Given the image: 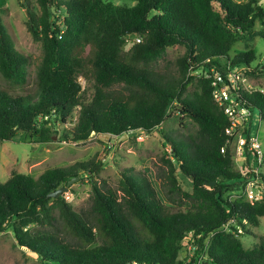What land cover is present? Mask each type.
I'll return each mask as SVG.
<instances>
[{
    "label": "trees",
    "instance_id": "obj_1",
    "mask_svg": "<svg viewBox=\"0 0 264 264\" xmlns=\"http://www.w3.org/2000/svg\"><path fill=\"white\" fill-rule=\"evenodd\" d=\"M17 1L43 56L35 87L15 92L28 81L29 57L14 47L0 19V76L6 82L0 84V142L20 135L47 143L57 133L55 122L65 125L76 110L72 127L58 139L75 143L92 133L151 132L173 111L197 129L194 135L164 133L173 154L156 173L165 201L148 175L132 167L120 171L117 189L110 187L99 178L102 162L93 158L48 168L37 177L14 172L0 181V233L10 228L17 244L41 264H186L182 252L189 232L209 264H264L262 237L244 249L241 233L221 229L230 218L257 227L264 201L231 195L241 174L226 143L229 120L212 99L210 78L191 75L217 70L225 61L250 67L251 50L232 57L230 51L236 42L264 38L260 0H132L131 6L36 0L39 12L32 0ZM128 35L139 41L123 51ZM175 44L185 52L177 59V73L167 76L154 65ZM259 70L264 72V62ZM79 77L92 83L90 99L81 96ZM233 91L264 122V93ZM176 167L191 180V191L180 187ZM75 176H84L92 189L88 207L79 210L64 193L48 196ZM260 179L264 189V174ZM243 232L256 236L250 227Z\"/></svg>",
    "mask_w": 264,
    "mask_h": 264
},
{
    "label": "rangeland",
    "instance_id": "obj_2",
    "mask_svg": "<svg viewBox=\"0 0 264 264\" xmlns=\"http://www.w3.org/2000/svg\"><path fill=\"white\" fill-rule=\"evenodd\" d=\"M116 5L134 4L132 0H106ZM247 1V0H241ZM32 6L39 12L36 0H32ZM215 9H219L214 4ZM59 15V16H58ZM57 16L61 19L62 12ZM0 19L5 25L14 47L29 57L28 81L21 87H14L15 92L31 91L34 87L36 67L42 59L43 50L40 42L35 41L26 27V13L17 0H0ZM59 21V20H58ZM256 30L261 26L256 23ZM135 35H128L123 44V51H127L135 40ZM251 50L254 60L250 67L247 66L248 82L251 88L264 93V72L259 69L264 62V38L257 35L249 42H236L233 44L231 57L240 52ZM185 47L175 44L167 47L165 52L155 63V68L167 76L177 73V59L182 57ZM82 84L81 96L90 99L93 88L92 83L79 77ZM0 84L4 87L6 82L0 76ZM194 88V82L187 86L190 91ZM253 90V91H254ZM77 110L66 121L65 125L55 122L56 134L51 141L37 144L33 140L18 135L15 139L0 142V181H5L12 173H25L37 177L48 168L68 166L78 161L95 159L102 162L103 166L99 172V178L117 189L120 179V171L124 167H132L135 171H142L150 178L162 199V191L156 173L166 168L165 160L173 161V154L169 144L164 138V133L175 132L184 135H194L197 124L189 118L184 117L177 111L171 112L170 116L156 129L151 132L133 131L126 137H115L109 135L91 134L86 141L70 143L58 137L64 130L72 127ZM251 121V132L258 137L260 146L264 150V122L259 120L257 110H253ZM66 127V128H65ZM21 132V131H20ZM236 169V166L234 167ZM264 174V162L261 165ZM176 178L180 187L185 191H191V180L176 167ZM92 194L91 185L81 176L69 185L64 192V197L75 210L88 207ZM253 234H242L240 237L244 249L254 247L259 237L264 240V216L260 217L259 225L251 227ZM183 254V252H182ZM180 253V255H182ZM0 264H41L37 255L24 246H19L14 239L12 230L8 228L0 233ZM198 264H209L201 260Z\"/></svg>",
    "mask_w": 264,
    "mask_h": 264
},
{
    "label": "built area",
    "instance_id": "obj_3",
    "mask_svg": "<svg viewBox=\"0 0 264 264\" xmlns=\"http://www.w3.org/2000/svg\"><path fill=\"white\" fill-rule=\"evenodd\" d=\"M260 2L264 5V0ZM135 40L139 41V38L136 37ZM247 72V66L243 63L231 65L230 61H225L217 70L213 66L209 70L192 71L191 75L198 77L204 75L210 78L212 99L229 120V125L225 128L226 143L232 145L234 165L241 174L235 189L230 193L235 197L242 196L253 203L264 201V189L260 179V175L263 174L261 165L264 162V150L260 146L258 137L251 132L253 109L233 91V89L254 90L248 82ZM246 151L249 153V162H245ZM244 227H250L247 220L242 219L239 222L236 218H230L222 224L221 229L243 234ZM183 244V258L186 264L191 261L192 264H198L201 260H205V254L201 252L203 248L194 241L191 232L187 233ZM206 244L207 242L204 241V245Z\"/></svg>",
    "mask_w": 264,
    "mask_h": 264
},
{
    "label": "water",
    "instance_id": "obj_4",
    "mask_svg": "<svg viewBox=\"0 0 264 264\" xmlns=\"http://www.w3.org/2000/svg\"><path fill=\"white\" fill-rule=\"evenodd\" d=\"M126 136H127L126 134H123V135H122V137H126ZM78 178H79L78 176H75V177L71 178V179L67 182L66 186L59 187V188H58L57 190H55L54 192H50V193L48 194V196H52V197H57V196H59L61 193H64L65 191H67L69 185H70L72 182L78 180ZM208 184H209V185H214L215 182L213 181V182L208 183Z\"/></svg>",
    "mask_w": 264,
    "mask_h": 264
}]
</instances>
